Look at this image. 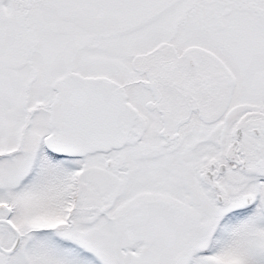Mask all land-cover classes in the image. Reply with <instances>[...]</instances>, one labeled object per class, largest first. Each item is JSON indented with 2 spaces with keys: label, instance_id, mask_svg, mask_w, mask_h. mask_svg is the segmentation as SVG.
I'll return each mask as SVG.
<instances>
[{
  "label": "snow or ice",
  "instance_id": "1",
  "mask_svg": "<svg viewBox=\"0 0 264 264\" xmlns=\"http://www.w3.org/2000/svg\"><path fill=\"white\" fill-rule=\"evenodd\" d=\"M0 264H264V0H0Z\"/></svg>",
  "mask_w": 264,
  "mask_h": 264
}]
</instances>
